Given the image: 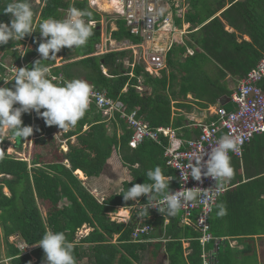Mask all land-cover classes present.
Returning <instances> with one entry per match:
<instances>
[{
    "label": "trees",
    "instance_id": "obj_1",
    "mask_svg": "<svg viewBox=\"0 0 264 264\" xmlns=\"http://www.w3.org/2000/svg\"><path fill=\"white\" fill-rule=\"evenodd\" d=\"M34 1L28 0L33 11V24L39 18L37 29L23 38L30 39L32 44L26 52L28 67L40 58L36 49L41 35L38 26L42 20H63L72 8L91 13L85 17L86 23L97 21V24L91 25L93 34L87 43L73 49L62 47L58 55L42 63L52 74L83 79L106 89L108 96L125 104L128 111L139 108V113L151 126H173L181 129L186 138L198 136L201 129L189 128L190 120L182 111L191 113L195 108L207 109L221 104L231 109L227 101L235 89L230 87V79H243L264 57V0H230V6L221 16L215 17L217 10L206 6L199 8L195 4L196 11L190 13L187 20L200 27L191 34L186 45L175 46L168 52V71H163L160 77L151 76L142 65L131 67L133 56L129 49L96 54L102 40L103 14L91 8L88 0H41L42 4L35 7L32 6ZM9 2L0 0V21L5 23L11 20V14L3 13ZM116 24L117 29L109 31L113 40L141 42V37L131 34L124 20L118 19ZM23 39L1 45L8 50L11 60L19 61V55L12 49L17 46L19 49L25 43ZM188 47L194 50L193 55L187 53ZM58 56L63 57L64 64L57 65ZM4 73L0 66V86L5 83ZM14 84V80L9 81L7 86L12 88ZM140 85L142 90L138 89ZM259 85L264 90V79ZM21 119L23 125L33 127V133L27 138L14 139L15 147L22 150L25 143L33 142L30 160L0 153V227L11 264H42L45 253L35 243L49 229L63 231L74 244L75 264L86 257L89 261L86 264H203L201 233L194 226L181 223V211L168 215L167 224L165 218L159 216L147 220L155 229L144 239L160 238L157 241L132 240L137 223L134 215L127 223L111 218V214L118 212V207L130 208L136 204L132 200L125 201L120 192L135 183H150L147 172L156 166L162 169L165 177L173 178L169 183L171 191L178 185L175 171L166 165L162 145L147 140L132 148L129 141L133 130L119 114L113 116L114 133L108 135L106 118L95 107L87 109L73 129L64 134L67 138L77 136L76 143L68 142L66 152L56 148L58 142L54 132L58 126L46 125L35 111L22 114ZM86 125L88 129L84 130ZM163 141L167 144L166 138ZM115 150L123 165L130 169L132 179L130 183L123 182L119 193L99 199L76 171L81 170L88 178L99 177ZM245 158H250L257 166L264 164V135L254 136L246 145L244 161ZM231 165L233 177L242 178L237 171L241 168L240 160L231 158ZM245 175L264 182V171L259 169L250 172L245 168ZM257 189L260 190L258 197L264 195V187ZM139 202L146 203V196L141 195ZM83 226L93 230L78 238ZM14 234L36 249L31 253L22 251L16 243L10 242ZM115 235H118L117 244L111 242ZM185 242L189 243L187 247ZM84 244L88 246L84 247ZM224 246L217 251L216 264H233L232 249L228 244ZM161 256L162 260L158 261Z\"/></svg>",
    "mask_w": 264,
    "mask_h": 264
},
{
    "label": "built area",
    "instance_id": "obj_2",
    "mask_svg": "<svg viewBox=\"0 0 264 264\" xmlns=\"http://www.w3.org/2000/svg\"><path fill=\"white\" fill-rule=\"evenodd\" d=\"M88 1L89 6L98 12L111 13L116 21L118 19L124 20L131 34L142 39L138 44H134L130 40L117 42L112 39L110 32H107L109 35L105 42L97 45L99 51L96 54H103L111 50L129 49L133 56V61L130 63L131 67L142 65L145 71L153 77H160L163 71L168 70V52L175 46L186 45L188 34L191 32V23L185 22V18L191 10L189 0ZM38 3L42 4L40 0ZM69 12L70 10L66 12V16ZM177 18L183 19V22L178 24ZM38 21L39 18L37 17L33 24L34 27H37ZM102 23H105L103 19ZM89 24L95 26L97 21H89ZM115 29L117 27L111 30ZM23 41L25 43L19 49L18 46L12 49L19 55V61L11 60L8 50L0 45V66L4 68L5 80L12 82L15 73L19 70L18 68L29 65L26 60V52L32 48V44L30 39H23ZM107 45H116V47L109 48ZM21 52H25V54L21 56ZM187 53L193 55L194 50L188 47ZM49 77H55L54 83L56 84H63L72 80L61 73L55 75L49 72ZM262 79H264V57L242 79L241 84L229 98L235 105L233 109H228L223 105H215L214 108L210 106L206 110L215 119L209 123L196 122L197 120L192 118L195 122L193 125L201 128L202 131L198 136H193L190 139L180 137L177 129L173 126H151L139 113V108L128 111L125 104L109 97L106 89L98 88L95 84L89 83L92 88V95L89 99L88 109L95 107L104 116L113 118L114 115L119 114L122 119L127 120L129 127L133 130L129 141L132 148H137L147 140L154 141L165 148L166 165L175 171L178 181V185L172 190L173 192L180 190L182 184L186 188L200 187L208 191L209 194L203 201L185 203L179 210L182 213L181 223L194 226L201 233L199 240L202 246L203 264H216L219 244L217 243L214 249H208V244L215 239L211 233L210 217L219 198L231 188L232 184L230 180L224 181L222 182L223 186L216 192L208 189L214 187L216 183L211 177H202L203 182L201 183L189 176L187 182H182L181 168L187 171L190 158L200 151L205 153L204 159L206 160V154L210 152L213 146L208 143L216 142L225 134L233 135L240 143L239 151L230 152V157L240 159L243 157L246 145L251 142L256 134L264 133V90L259 85ZM138 89L142 90L143 86H138ZM163 138L167 139V144H164ZM66 142H64L65 145H62L65 152L68 150ZM133 208L135 210L134 216L137 219L132 232L133 241H152L151 238L144 239V236H149L155 229L154 225L147 221L151 217H163L165 224L169 222V216L164 215L157 208H150L149 212L144 211L142 203L136 204ZM130 218L131 216L128 220L123 219L121 222L127 223ZM113 220L117 219L113 217ZM18 246L21 250L31 252L27 243L18 244Z\"/></svg>",
    "mask_w": 264,
    "mask_h": 264
},
{
    "label": "clouds",
    "instance_id": "obj_3",
    "mask_svg": "<svg viewBox=\"0 0 264 264\" xmlns=\"http://www.w3.org/2000/svg\"><path fill=\"white\" fill-rule=\"evenodd\" d=\"M3 13L11 14V20L10 23L0 21V45H7L10 40H22L37 29L33 26V11L28 0H10ZM90 15L91 13L72 8L63 20L47 18L40 22L38 29L41 35L36 49L40 58L31 67L18 68L12 88L7 86L9 80H4V86H0V129L10 131V140L32 135L33 127L23 125L21 117L24 113L35 111L46 125H55L60 129L75 126L84 116L92 95L89 83L74 78L66 83L56 84L55 77L49 78V67L42 62L51 60L62 47L73 49L85 45L93 34L92 26L85 21V17ZM24 54L25 52L20 53L21 56ZM208 144L213 146L206 154L207 159H204L203 151L191 157L187 171L181 168V180L187 182L191 176L202 183V177H211L216 183L208 189L218 192L223 186L222 182L230 180L234 175L229 153L238 152L240 143L233 135L225 134L216 142ZM147 177L150 183H135L126 191L120 192L125 201L132 200L139 204V198L145 195L146 203H142L144 211L157 208L164 215L172 216L185 203L203 201L209 194L206 189L186 188L183 184L180 190L171 191L169 183L173 178H165L159 166L149 170ZM217 207L218 216L227 214L223 204ZM35 244L42 247L45 264H75L74 244L63 231L49 229Z\"/></svg>",
    "mask_w": 264,
    "mask_h": 264
},
{
    "label": "crops",
    "instance_id": "obj_4",
    "mask_svg": "<svg viewBox=\"0 0 264 264\" xmlns=\"http://www.w3.org/2000/svg\"><path fill=\"white\" fill-rule=\"evenodd\" d=\"M188 3L190 4L191 10L187 14V16L190 13L196 11L194 6L195 4L199 8L206 6L207 9L217 10V13L213 17L221 16V13L230 6V0H189ZM176 21L178 24H181V22H183V19L177 18ZM185 22H190L187 20V17L185 18ZM116 27H117L116 22H113V26L111 29ZM191 27H192L190 28L191 32L188 34L189 39L187 38V40H191V34L197 31L200 26H194L191 23ZM227 29L231 30L229 27H227ZM244 37L245 39H249L248 36H244ZM62 60H63L62 56L61 57L59 56V58L57 59V65L64 64L65 62ZM241 81L242 79L240 80L230 79V83H231L230 87L236 90L237 87L241 84ZM234 83L237 84V87H235ZM189 98H192V96L189 95ZM227 102H230L231 109L235 107L234 103L230 99ZM214 107L215 105L213 106V108ZM178 110L182 111L180 109ZM182 112L187 114V117L190 120V125L188 127L191 129L198 128L193 125L195 124L194 120H197L196 122L209 123L215 118L210 116L208 114L209 112L206 109L195 108L191 113H186L185 111ZM90 116L92 117L94 116V114ZM105 118L108 128L107 134L112 135L116 128L113 125L114 130L112 132L109 126L110 124L108 123L107 120H112L113 118H109L107 116H105ZM71 129H73V126H69L66 129L57 128L55 131V136L57 138H60L59 134L64 137V141H67L66 142L67 147H68V142L71 143L77 142V136H72L70 138L64 136V134H66V132ZM86 129H88V125L84 127V130ZM177 132L179 136L184 139H190L193 138L194 136L192 135V137L190 138L184 137L183 135L184 132L181 129H177ZM118 133L119 134L121 133L120 129H118ZM256 135H264V133H260ZM231 158H237V157H231ZM237 159H239L241 162V168L237 171L238 174L242 175V178L232 177L230 179L232 184L231 188L223 196L219 198L218 202L214 206L213 212L210 217V224H211V233L215 239L212 241L213 243L210 242L208 246V249H214L217 243L221 248L225 247L224 244H228V246L232 249V259H233L232 262H237V260L239 259L238 252H243V253L247 252L251 254L254 252H258L259 256L261 252V258H262V254H264V195L258 197L260 190L257 189L264 187V182H258L257 180L253 178H248V176L245 175V168L250 172L252 171L256 172L258 169L260 171H264V164L257 166V164H253L251 162L250 158H245L244 161V155L241 159L240 158ZM67 166L70 165L67 163ZM107 171H110L111 175H108ZM81 173H83L81 170L76 171V174L84 181L85 186L94 195H95V191L101 187L107 188L115 185L116 187L115 191H113L111 194H108L107 197L112 194L119 193L123 188V182L132 179L130 169L123 165L119 152L116 150L112 153V156L108 159L104 171L99 177L88 178L84 175V173L82 177L80 175ZM104 198L105 197L102 196V199ZM219 204H223L225 206L227 210L226 215L223 216L217 215V212L219 210L217 205ZM134 206L130 208L118 207V211L123 209L128 210V212H130L128 213L127 216V220H128L129 217L131 216L130 214L132 209H134L133 208ZM155 217L156 216H153L151 217V219H155ZM92 230L93 229L91 227L85 226L86 232H84V234H82L81 237L86 236ZM17 236L18 239L21 238L19 235ZM117 237L118 235H115V237L111 239V242L117 244ZM159 239L160 238H153L152 241H157ZM24 243L26 242L24 241ZM18 244H22V241H18ZM18 244L16 243L17 246ZM188 245L189 243L185 242L184 246L187 247ZM86 246L88 245L84 244V247ZM32 249H36V248L34 246H30L31 252ZM27 251L28 250L24 252ZM33 260L36 261V257L33 256ZM80 262H89V261L88 258L86 257Z\"/></svg>",
    "mask_w": 264,
    "mask_h": 264
},
{
    "label": "rangeland",
    "instance_id": "obj_5",
    "mask_svg": "<svg viewBox=\"0 0 264 264\" xmlns=\"http://www.w3.org/2000/svg\"><path fill=\"white\" fill-rule=\"evenodd\" d=\"M38 1L39 0H35L32 3V6H34V7L37 6L39 4ZM102 14H103V20L105 21V23H102L103 33H102L101 44L106 41V38L109 35V34L107 35V32H109L111 30V28L113 26V22L116 21L113 14H111V13H102ZM107 47H109V48L116 47V45H114V46L107 45ZM98 51H99V49H98ZM69 55L75 56L76 54L69 53ZM58 58H59V56L57 57V59ZM166 71H168V70H166ZM235 87H237V84H235ZM107 121L110 124L109 125L111 128L110 130H112V132H113V130H114V128H113L114 119L107 120ZM9 136H10V131L8 129H0V153L2 154L3 152H6L9 154H12L13 156L22 157V158H26L27 160H30V158L32 156V152H33V147H34L33 142L25 143L23 146V149L19 150L15 147V140L14 139L10 140L8 138ZM59 136H60V138H56L58 144L57 145L55 144V145H56V148L59 147L58 149H61L64 151V149L62 147V145H65L64 144V142H65L64 137L60 134H59ZM55 145H54V147H55ZM44 152H47V151H44ZM46 159H48L47 156H46ZM107 174L111 175V172L107 171ZM89 188H91V187H89ZM115 189H116L115 185L107 187V188L101 187L95 191V195L98 196L97 198L102 199V196L107 197V195L111 194L113 191H115ZM40 206H41V209H42L43 214L45 216L46 211H45L44 205L41 204ZM124 211H126V213ZM128 213H130V212H128V210H126V209L119 210L116 214H111V218L113 220V217H114V219L121 221V219L122 220L127 219ZM123 214L126 216H123ZM134 214H135V210L132 209L131 216ZM84 232H86L85 226H83L80 229V231L78 232V237H81V235L84 234ZM11 241L14 243H17V244H18V241H22V243H24L23 239H21V238L18 239V236L16 234L11 236L10 242ZM238 254H239L238 255L239 259L237 260V262H233V264H264V254H262V258H261V252H260V256H259L258 252H254L252 254L247 253V252L246 253L238 252ZM259 257H260V259H259ZM162 258L163 257L161 256V258L158 259V261L162 260ZM10 262H11L10 258H7V245H6V242L4 241L3 230L0 227V264H11ZM145 262H148V261H145ZM42 264H45V260L43 261ZM79 264H86V262H79Z\"/></svg>",
    "mask_w": 264,
    "mask_h": 264
},
{
    "label": "bare ground",
    "instance_id": "obj_6",
    "mask_svg": "<svg viewBox=\"0 0 264 264\" xmlns=\"http://www.w3.org/2000/svg\"><path fill=\"white\" fill-rule=\"evenodd\" d=\"M80 175L83 177V173H81ZM124 212L126 213V211H124ZM123 216H126V215L123 214ZM121 220H122V219H121Z\"/></svg>",
    "mask_w": 264,
    "mask_h": 264
},
{
    "label": "water",
    "instance_id": "obj_7",
    "mask_svg": "<svg viewBox=\"0 0 264 264\" xmlns=\"http://www.w3.org/2000/svg\"><path fill=\"white\" fill-rule=\"evenodd\" d=\"M59 53V52H58ZM58 53H56V55H58Z\"/></svg>",
    "mask_w": 264,
    "mask_h": 264
}]
</instances>
